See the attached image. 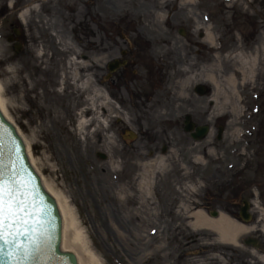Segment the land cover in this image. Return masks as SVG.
I'll list each match as a JSON object with an SVG mask.
<instances>
[{"label": "rangeland", "instance_id": "374dc122", "mask_svg": "<svg viewBox=\"0 0 264 264\" xmlns=\"http://www.w3.org/2000/svg\"><path fill=\"white\" fill-rule=\"evenodd\" d=\"M111 1L110 17L121 30L139 29L150 40L176 37L184 42L178 29L169 32L165 27L166 7L175 10L179 0ZM194 1L196 5L182 0L175 17L196 20L194 25L201 28L212 27L216 42H210V62L202 63L197 57L193 76L188 75L189 65L183 64L175 97L168 95L172 87L163 90L153 118L144 121L142 128L131 125L130 131L140 133L133 143L125 144L124 139L130 138L123 134V125L114 128L111 110L104 114L101 108L105 127L80 126L89 120L88 98H93L91 89L83 86L89 76L78 81L81 87L71 86L76 65L55 61L52 67L46 64L45 85L30 71L28 60L15 61L0 29V85L9 118L25 142L32 144L37 171L65 201L71 227L87 243L89 264H175L183 253L188 255L181 246L175 253V237L187 238L194 232L187 209L199 205L206 187L232 178L230 173L238 172L232 178L235 194L264 208V0ZM203 8L210 22L194 14ZM12 11L13 0H0V27L3 14L10 21ZM65 42L57 41L63 52ZM208 70L211 78L205 75ZM197 84L211 87V96H198ZM145 114L126 109L123 116L133 122ZM187 114L199 124L211 125L205 140L195 142L185 133ZM220 126H225L221 141L217 139ZM258 210L255 207L254 221L246 224L244 238L259 233L264 237V215ZM196 231L213 236L208 230ZM213 243H218L215 238ZM233 248L250 252V264L263 258L255 248ZM212 257L217 264H230L225 255ZM187 262L194 263L191 257Z\"/></svg>", "mask_w": 264, "mask_h": 264}, {"label": "flooded vegetation", "instance_id": "af4514ba", "mask_svg": "<svg viewBox=\"0 0 264 264\" xmlns=\"http://www.w3.org/2000/svg\"><path fill=\"white\" fill-rule=\"evenodd\" d=\"M102 4L107 8L101 9ZM112 6L114 3L111 0H13L11 20L6 21L8 14H3L1 29L5 39L12 42L15 61L20 63L28 60L30 71L42 79L45 85L49 77L47 63L48 67H52L55 61L76 59L79 63L89 65L81 70V75H91L96 84L101 79L106 80L109 96L113 104L121 107L122 112H126V109L146 112L132 123L124 118L123 122L118 120L116 123L128 122L141 127L144 121L153 118H150L151 113L161 103L160 92L172 87L168 95L175 97L180 69L186 66L183 64H188V69L192 71L190 65L194 64L196 56L198 61L209 63L211 49L205 43L204 32L197 31L193 22L186 21L185 17V20L179 21L182 27L178 28V34L182 35L184 42L180 43L176 37L175 40H149L147 34L138 29L118 28L110 17L109 8ZM176 7L172 11L166 8L169 21L165 27L169 32L177 29L175 23L178 18L175 14L179 11ZM200 15L205 17L204 12ZM5 24L7 26L4 28ZM57 41L69 42L66 52L60 49L62 47H57ZM229 186H221L222 193L227 192ZM229 198L234 199L225 201L226 209L232 215H239L241 205L236 200L239 195ZM202 205L208 208L213 202L205 201ZM252 208L250 206L249 210ZM206 235L191 233L187 238L184 235L175 237V253L181 244L180 238L186 239L184 244L189 247L188 253L194 262H187L190 257L184 256L182 259L187 258L186 261L177 260L175 264H217L219 261L213 255L229 257V253H233L220 244H212L214 236ZM247 244L254 245L264 254L262 235L244 239V245ZM236 256L238 258H229L230 264H249V253L242 250L236 252Z\"/></svg>", "mask_w": 264, "mask_h": 264}, {"label": "snow or ice", "instance_id": "6c2138e0", "mask_svg": "<svg viewBox=\"0 0 264 264\" xmlns=\"http://www.w3.org/2000/svg\"><path fill=\"white\" fill-rule=\"evenodd\" d=\"M20 154L16 152V160ZM3 145H0V257L7 256L12 264L38 258L50 246L45 228L44 209L35 204V186L21 177L20 169L9 165L3 171ZM23 166L21 165V168Z\"/></svg>", "mask_w": 264, "mask_h": 264}, {"label": "water", "instance_id": "95a60500", "mask_svg": "<svg viewBox=\"0 0 264 264\" xmlns=\"http://www.w3.org/2000/svg\"><path fill=\"white\" fill-rule=\"evenodd\" d=\"M204 88H197L199 94L204 93ZM1 108V106H0ZM2 110V109H1ZM0 110V145H3V171L7 175L9 172V165L13 164L16 168L20 169L21 177L28 181L29 187L35 186L34 195L35 204L44 209L46 215L43 217L45 220V228L50 236V246H45L36 259L22 261L21 264H78L77 257L74 253L61 249L62 242V217L57 206V203L52 195L47 191L42 173L37 171L31 165L26 153V145L18 134L17 129L11 124L2 114ZM186 131L191 132L194 129V124L190 122V117L186 121ZM17 127V126H16ZM19 131V130H18ZM208 127L197 129L194 135L196 139H202L206 136ZM20 133V132H19ZM221 138V133H220ZM19 152L20 159L16 160V152ZM21 165L23 166L21 168ZM47 191H46V190ZM246 208L243 209L242 218L245 221H250V218L245 214ZM217 216V214H216ZM65 251V252H64ZM0 264H12V261L5 255L0 257Z\"/></svg>", "mask_w": 264, "mask_h": 264}, {"label": "bare ground", "instance_id": "6f19581e", "mask_svg": "<svg viewBox=\"0 0 264 264\" xmlns=\"http://www.w3.org/2000/svg\"><path fill=\"white\" fill-rule=\"evenodd\" d=\"M207 32L208 38L210 41L215 40V36L212 34L210 29ZM72 66H79L81 63L77 62L76 60H71L70 63ZM208 78H211L210 75H208ZM71 79L78 83V81L81 79L78 72L75 71L74 76L71 77ZM233 82L236 83L235 79H233ZM80 85L79 87H81ZM83 86L86 88V90L91 89L93 98H88V104L91 105L92 113H94L93 118L91 121H95L98 126L102 124L100 118L102 115L101 108L104 111V114H108V110L111 109V105L109 104V101L107 100L106 94L104 91L100 88L95 87L93 80L90 78L83 84ZM0 106L2 109V112L4 115L9 118L8 113V106L5 104L3 100V92H2V86L0 85ZM238 111V108L235 109ZM91 112V111H90ZM88 123L86 121H81L80 126L86 127ZM83 133V131H82ZM27 144V152L29 154L30 160L32 165L38 170L36 166V160L32 154V144L26 141ZM44 179V178H43ZM44 182L46 184L48 192L55 198L57 205L59 207V210L62 215L63 220V238H62V249L73 252L78 259V264H89L91 259L88 254L87 249V243L83 237L76 234V231L71 227L69 222V210L66 206L65 201L61 198L59 194L55 192V190L47 184L46 180L44 179ZM193 216L196 218L195 225L200 228H205L207 230H211L214 232H217L221 239L223 241H226L228 243L236 244L237 238L245 231V227L242 225L237 224L235 221H233L231 218H229L226 215H222L219 219H211L205 216L203 212H196L193 214Z\"/></svg>", "mask_w": 264, "mask_h": 264}, {"label": "clouds", "instance_id": "9594fccd", "mask_svg": "<svg viewBox=\"0 0 264 264\" xmlns=\"http://www.w3.org/2000/svg\"><path fill=\"white\" fill-rule=\"evenodd\" d=\"M12 70V68H11V66L9 67V71H11Z\"/></svg>", "mask_w": 264, "mask_h": 264}]
</instances>
